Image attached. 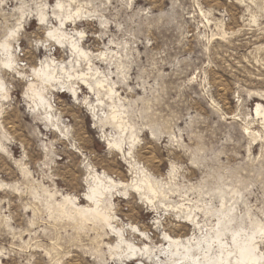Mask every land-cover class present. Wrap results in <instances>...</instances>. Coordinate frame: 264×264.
Returning <instances> with one entry per match:
<instances>
[{
	"label": "rangeland",
	"instance_id": "obj_1",
	"mask_svg": "<svg viewBox=\"0 0 264 264\" xmlns=\"http://www.w3.org/2000/svg\"><path fill=\"white\" fill-rule=\"evenodd\" d=\"M57 2L71 17L65 32H82L84 50L108 55L93 65L114 84L115 106L136 137L128 145L124 135L125 148L132 147L158 196H166L154 212L138 196L115 193L116 225L145 228L156 243L164 241L162 227L188 234L191 225L176 227L181 205L215 201L226 186L243 192L252 209L262 208L264 119L255 111L257 104L264 111V0H0V41L14 38L19 70L29 78L44 60L74 64L69 49L47 35L63 20L51 14ZM38 8L50 17L44 24ZM0 77L9 90V99H0V264H149L141 257L119 263L106 247L114 238L62 203L68 193L83 199L92 170L115 181L138 178L101 138L118 130L101 128L82 104L93 103L96 118L104 119L110 103L98 104L80 85L78 101L52 88L60 132L30 111L26 78L6 66Z\"/></svg>",
	"mask_w": 264,
	"mask_h": 264
},
{
	"label": "bare ground",
	"instance_id": "obj_2",
	"mask_svg": "<svg viewBox=\"0 0 264 264\" xmlns=\"http://www.w3.org/2000/svg\"><path fill=\"white\" fill-rule=\"evenodd\" d=\"M79 12H75L76 17H79ZM51 14L56 19L63 17V20H60L59 27H50L47 35L54 39L60 47L64 46L69 49L75 58L74 64L65 65L64 62L55 63L53 60H44L37 66L30 68L31 78H29L28 75L19 70V61L15 56L16 50L11 44L14 38L10 39V36V40L6 38L0 41V66H6L19 77L27 79L23 95L31 104L30 111L37 109L43 113L46 120L50 121L52 126H55L56 130L60 132L59 119L53 113V105L49 99L52 95V88L59 86L75 101H78L79 96L75 85H80L98 97L96 100L98 104H101L104 99L107 103L109 102L111 112L104 119L96 118L94 113L96 106L93 103L86 102L85 99L81 103L93 112L95 121L101 128L111 126L118 130L116 137H110L102 131L101 138L106 142L108 149L122 154L124 160L128 161L129 166L133 168L132 170H136L135 174L138 176L137 179L134 177L135 181L134 179L115 181L105 172L101 177L96 170L93 171L91 168L90 179L87 182V190L82 197L83 199H78L76 194L72 193L74 195L72 196L65 193L63 205H67L69 210L73 211L79 218L90 223L93 229L104 231V235H102L105 238L108 236L106 239L114 238L113 244H105L109 253L119 263H123L131 257H141L149 260V264H264V201L262 208L252 209L254 205L245 199L244 193L233 187L220 188L215 201L210 198L198 197L191 207L181 205L182 209L179 211L182 214L180 219L183 221L178 220L179 226L176 227L182 231L187 229L183 227H190L189 225H191L192 228L188 234L172 235L162 227L164 223L162 222V224L158 220L159 222L157 221L155 224H158L157 229L162 227L164 241L159 239L156 243L148 236L145 228L141 227L142 229H140L129 225V223L128 229H125L124 224L116 225L113 200L115 193L122 191L125 195L128 194L129 200L132 199V196H138L139 200L154 212L160 209L166 196L163 194L158 196V191L147 175L137 167L132 147L125 148L126 142L123 136L127 135L128 145H132L136 137L132 128L123 122V118L117 110L118 106H115L114 101L118 96H116L114 84L109 82L107 77L93 65V61L103 60L108 55L103 52L93 54L84 50L79 43L82 32L75 30L74 35L65 32V21L71 17H68L69 14H67L62 2H57L52 7ZM35 15L41 24L46 23L47 17H49L48 13L41 8L35 11ZM24 22H20L19 27L24 28ZM81 63L87 67V73L77 74L74 68ZM49 93L51 95L48 97ZM0 99H9V90L1 77ZM255 113L261 114L264 119V111L259 104H257ZM132 215H130L131 218ZM135 225L139 226L137 223ZM135 232L145 237L146 241L140 240L137 236L135 238Z\"/></svg>",
	"mask_w": 264,
	"mask_h": 264
}]
</instances>
